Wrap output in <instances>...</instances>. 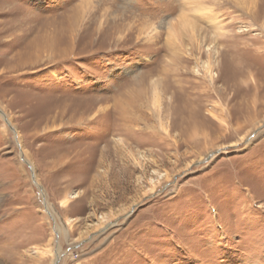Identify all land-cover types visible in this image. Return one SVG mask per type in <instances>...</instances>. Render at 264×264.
I'll return each instance as SVG.
<instances>
[{
    "label": "rangeland",
    "instance_id": "1",
    "mask_svg": "<svg viewBox=\"0 0 264 264\" xmlns=\"http://www.w3.org/2000/svg\"><path fill=\"white\" fill-rule=\"evenodd\" d=\"M0 264H264V0H0Z\"/></svg>",
    "mask_w": 264,
    "mask_h": 264
},
{
    "label": "bare ground",
    "instance_id": "2",
    "mask_svg": "<svg viewBox=\"0 0 264 264\" xmlns=\"http://www.w3.org/2000/svg\"><path fill=\"white\" fill-rule=\"evenodd\" d=\"M193 1H195V0H189V2L191 3V2H193ZM206 9V8H205ZM198 10H196V12H197ZM199 13V12H198ZM211 16H212V14H211ZM211 16L210 17H208L207 19L208 20H210L211 19ZM184 17V16H183ZM213 20V19H212ZM181 25H183L184 27H192L193 26V24L191 23V21L190 20H188V19H184V20H182V22H181ZM207 70H209L211 67H210V65H207ZM154 103L155 104H158L159 103V98L158 97H155L154 98ZM68 197H65V198H62L61 200H60V203H61V205H65L66 203H67V201H68Z\"/></svg>",
    "mask_w": 264,
    "mask_h": 264
}]
</instances>
